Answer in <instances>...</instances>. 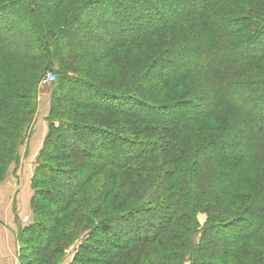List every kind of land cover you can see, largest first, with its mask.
<instances>
[{
	"label": "trees",
	"instance_id": "trees-1",
	"mask_svg": "<svg viewBox=\"0 0 264 264\" xmlns=\"http://www.w3.org/2000/svg\"><path fill=\"white\" fill-rule=\"evenodd\" d=\"M99 1L85 0L72 13L68 11L65 24L50 40V23L43 28L37 26V19L42 16L37 0L7 3V6L15 4L26 8L27 17L22 24L26 25L33 41L31 45H23L11 35L0 36L3 41L18 42L27 52V57L19 58L32 62L24 67L29 72L25 76L18 73V69L12 70L9 61L18 55L15 57L5 51L3 41H0V140L10 153L8 160H4L6 166L18 161L19 146L28 139L37 109L38 91L44 87L46 74L52 73L56 79L54 83L46 84L53 87L47 119L50 129L31 179L34 195L30 207L36 220L25 233L18 230L17 239L25 236L22 244L30 242L32 247L35 246L33 256L39 264H64L68 254H71L68 264H77L80 255L86 256L84 262L87 264H131V255L136 254L139 247L143 250V258L154 257L156 264L173 260L183 264L186 252L166 251L163 255L158 252L165 248L166 242L175 249L177 246L187 249L185 243L182 246L179 243L183 241L185 230L191 231L193 236L198 212L207 217L206 225L215 223L214 216L218 213L225 219L223 222L235 220L237 216L244 217L240 220L242 223L248 219V230L242 229L246 235L231 243L233 246L264 236V113L252 116L249 113L254 110L253 103L250 105L242 96L237 97L238 93L244 91L246 94L250 90L256 101L264 105V43L258 46L252 43L264 33V0H198L196 8L188 9L179 19L173 18V11L155 16L157 4L154 0L111 1L110 16L101 17L97 26L101 28L106 23L114 29L104 38L103 32L89 35L87 40H91V46L96 43V49L77 53L78 57L85 55L91 61L104 60L115 67L123 65V61L131 56L143 63L125 80L126 89H105L98 91L100 95L129 97L140 94L139 88L148 72L166 69L169 75L160 82L159 98L166 94L164 98H168L177 89L175 95L185 100L206 92V86L214 89H210L213 91L210 109L198 118L190 117L187 111H177L173 119L168 112L169 120L162 116V109L153 110L150 106L155 115L138 109L126 114L136 122L124 127L125 133L132 131L130 137L119 129L109 130L105 124L92 126L59 119L56 112L62 104L58 102V96L63 84L98 88L78 70L88 61L79 59L68 65L56 55V45L67 33L65 28L69 26L70 29L80 15ZM135 4L144 5L145 12ZM3 6L0 4L1 8ZM5 27L6 24L0 23V31ZM76 32L78 36L80 28ZM87 44L88 41L81 45L75 42L79 48ZM200 51H204L206 57H198ZM179 52L195 56V64L190 70L179 71L174 59ZM200 77L199 91H189ZM13 80L22 84L20 93L12 87ZM251 119L261 127V133L256 126L251 141H246L244 153H238L228 164L223 166L221 163L211 172L202 165L199 170L205 152L208 154L217 147L212 145L213 140L236 129H247L246 123ZM67 135L74 139L66 142L62 137ZM52 137L59 145L62 143L64 147L60 149L63 150L55 148L58 144L46 148ZM13 140H18L14 154ZM78 140L84 145H75ZM106 140L111 143L104 154L93 152ZM54 163H68L70 167L58 168ZM73 175L76 177L70 178ZM41 186L45 189H40ZM42 207L46 208L45 219L39 223L37 219L42 214ZM163 210L164 215H160ZM117 226L120 235L110 241L101 239L97 246L96 239L106 238ZM204 229L205 234L209 233L208 228ZM211 239L212 234L206 239L202 236L198 249L192 250V260L198 251L208 254L212 248ZM216 245L224 249L218 259H223L222 264H230L232 258L229 255L235 248L224 246V242ZM25 259L24 254L19 255L21 264H27ZM231 262L237 264L238 260L233 258Z\"/></svg>",
	"mask_w": 264,
	"mask_h": 264
},
{
	"label": "rangeland",
	"instance_id": "rangeland-1",
	"mask_svg": "<svg viewBox=\"0 0 264 264\" xmlns=\"http://www.w3.org/2000/svg\"><path fill=\"white\" fill-rule=\"evenodd\" d=\"M12 1L14 0H0V4L4 5V8L0 7V23L6 24V27L0 31V36H5L8 34L12 37H15V39L20 41V43H22L23 45H31L33 38L30 36L29 30L25 27L26 25L22 24L24 21H26L27 17L26 13L24 12L25 7L22 8V6H16L15 4L7 6V3ZM111 1L112 0H100L99 2H97L95 7H92L85 11L82 15H80V18L76 20L77 23L72 24V26L70 25V29H68L69 26L65 28L68 30L67 33L64 37H60V43L56 45V55H60L64 63L68 65H73V63H76V61H78L79 59V61H88L86 66H82L78 70L80 74L88 78V80L91 79L93 81L92 82L90 80L92 84H96L98 86L97 88L95 85L93 87H83L80 85L73 86L63 84V86L59 90L60 94L58 96V102L60 101L62 103L60 105V109L56 111L58 115H60L58 116V118L72 123L76 122L86 125L90 124L92 126H104L105 124V127L109 130L115 132V130L119 129L124 134V127H129L130 125L136 123L125 115L131 113L135 109H138L145 114L155 115V112H153V110L159 108L158 110H163L161 112L163 113L162 116L167 119H169V113L171 114L172 119L176 118L175 115L177 114V111H187L190 117L196 116V118H198V116L200 117L201 115H203L205 111H208L210 109V106L212 105L211 101L213 98V91H211L210 89L213 88L209 87L208 89L206 85H204V87L206 86L207 89L206 92H203L202 94L198 93V95L196 96H189L187 99L185 98V100H181V98L175 95V92H178L176 88L172 89H176V91L171 95H168V98H164L167 95L166 93L164 97L159 98V93L161 91L159 89V85L160 82L163 81L164 77L169 75L168 69L161 70L160 72L153 70L148 72L143 82L141 83V87L139 88V91L141 92L140 94L134 93L133 95L127 97L122 95L106 96L100 95V93H98V91L100 92L105 89L110 91H120L126 89L125 87L127 85L125 84V80L127 78H130L129 74L132 70H135L136 68L139 70V67H142L143 63L141 62L142 60H139L138 63L131 56L130 59H128L127 61L126 59L123 61V63L125 62L123 65L120 64L115 67L112 65V63L104 62V60L93 59V61H91L88 57L86 59L85 55H83L81 58L78 57L77 53H87V51L89 52L90 48L96 49L97 44L95 43L91 46V40H87V37L89 35L95 36L97 33L103 32L104 38L107 35V32L114 29L110 24L107 25L106 23L101 26V28L97 26L100 19L106 16H110ZM154 1H156L157 4V6H155L157 10V14L155 16H158V14L161 12L167 15L168 13H172L173 11L175 12L173 18L176 19H179V17H182L184 14H186L188 9L190 10L196 8V5H198L199 2L198 0H189L186 3H181L182 0ZM83 2H85V0H37L39 12L40 14H42V16H39V18L37 19V23L39 24L37 26L39 28H43V26L47 27V25L50 23L51 29H48L52 32L50 33L51 37L49 38V40L52 37L55 38L54 32L58 31V29H60L62 25L65 24L68 11L69 13H72L73 10L78 8V4L80 5ZM123 2L125 3L128 1L123 0ZM136 6H139L142 12H145L144 5L137 4ZM79 28L80 33L77 36L76 31L79 30ZM117 28L118 27H116L115 29ZM0 41H3V39H0ZM85 41H88L90 45L87 44L82 48H79L75 45V42L80 43V45L85 44ZM252 43L257 44V46L260 43L263 44L264 33L259 36L258 40ZM3 46L4 48H6L5 51H9V53L11 52L12 56L15 55L16 57L18 55L16 59L9 61L10 65L8 66H10L12 70L18 69V73H22L23 76L28 74L29 72H27V69H25L24 67H26V64L28 63L31 64V60L19 58L22 55L27 57V52L24 51V49H22L16 41L13 43L11 40H5L3 41ZM79 50H81L82 52H79ZM199 56L206 57L204 51H200L198 57ZM174 59L176 61V65L179 71L182 72L190 70L192 64L194 65L196 61L195 56H193L192 54L186 56L184 54H181L180 52L174 57ZM34 62L36 65V61ZM42 62L38 63V65L40 66ZM1 67L2 66L0 63V69ZM40 68L42 70V67H39L38 69ZM190 73L192 72L189 71V74ZM69 77L73 76L69 75ZM197 80L194 86L192 85L189 87L190 89L188 88L189 91L191 89H193V92L196 93L199 91L198 86H200L199 82L202 81V78H197ZM21 85L22 84L19 85L18 80L12 81V87L15 88V92L20 93L22 91L20 89ZM52 88L53 87H49L46 84L44 85V87L39 88V94L36 100V108L39 107L42 111L37 112L38 108L36 109V112L33 116L34 118L32 120L33 123L29 130L28 139L22 145L19 146L18 161L10 162L7 165L8 167L6 166L4 160H8V157H10L8 155H10V153L6 152L7 149L5 150V146L1 145V142L3 141L0 140V156L3 157L0 158V232H2L4 238H6V241H4L3 246H10V248H8V251L13 252V255H11V259L13 260V262H16L17 260L19 264H21L19 261V255L21 254H24L26 256L25 261L23 260L25 263L39 264V261H36V257L33 256V254L35 253V248L33 247L35 246L33 245L32 247V244L30 242L22 244V242L26 240V237L22 236V238H19L18 240L17 232L18 230H20L25 233L28 228L34 225L36 220L33 210L30 207V202L34 195L33 190H31V179L33 177L35 168L37 167L36 161L37 157L39 156L38 154L40 150L38 154H36L33 159H31L29 152L24 147L26 145H30L28 143L31 142L32 137H34V142L37 143L38 141V143H42V148L43 143L48 137L47 134L50 128L47 119L49 117V112L51 108L50 104L52 99ZM181 90L184 91L183 89ZM244 93V91L238 93L237 97L241 98L242 96L243 101L248 102L250 105H252L253 103L252 106H254V110H251L252 112L249 114L257 117L258 114L264 113V105L262 102H260L259 104L258 101H256V96L254 95V93L250 90L246 94ZM149 106L152 107L153 110H151ZM28 110L27 112H29ZM246 124L247 129H236L233 133H227L222 137H219V139L213 140L214 143L212 145H216L217 147L211 149L208 154L207 151L205 152L201 159L202 164L198 165L199 170L201 169L202 165L205 166L206 169L209 170V172H211L213 169H216L217 166H220L221 163L223 164V166L224 164H226V162L228 164V161H232L234 158H236V155L238 153H244L245 148H247L246 141H251L252 132H254L256 126L258 127V125H256L252 119L248 120ZM139 128L142 129L141 126H139ZM260 128L261 127H258L256 129L259 130L261 133ZM126 134L128 135L127 137H130L132 136V131L125 133V135ZM67 136L68 137H62L63 139H66V142L74 139V136ZM55 137H52L48 141L46 148H51L54 144H58L57 142H55ZM40 139L41 142H39ZM91 140L93 141V137L91 138ZM205 140L206 138L201 142L203 143ZM14 141L15 140H13L12 142L13 154L14 146L17 144L18 140H16L15 142ZM82 143L83 142H79L78 140L77 142H75V145H84V143ZM110 143L111 142L109 140H106L101 148H94L95 150L93 152L104 154V152L108 150ZM196 145L197 144H195V146ZM61 146L64 147L61 143L60 145H56L55 148L61 151L63 150L62 148L60 149ZM53 165L58 168L70 167L68 163H62L61 165L54 163ZM75 177L76 175H73L70 178ZM40 189L45 188L44 186H41ZM42 198L43 196H41L39 200L41 201ZM41 211L42 214H40L37 219L39 223H42L41 220L45 219L43 213L44 211H46V208L42 207ZM164 213L165 212L163 210L160 212V215H164ZM195 215L197 227H195V230H193V236L191 234V231H187L184 229L186 233L184 234L185 236L183 238V241L179 240V242H182H178L181 246L182 243L183 245L185 243L187 249H184L183 247L181 248L179 246H177L178 249H175L169 245V242H166L164 243L163 247L167 249L160 248L158 254L160 253V251V254L162 255L166 251L170 253L179 252L181 254H183V252H186L187 256L185 257V262H183V264H222L223 259L219 260L218 258L222 255L224 249L221 247L219 248L216 243H219L221 245L224 242V246L231 248L233 246L231 245V243H235L237 241L236 239L246 235L243 234L242 229L246 228L245 231L248 230V222H246V220L248 221V219H244L243 221L245 223H242V221L240 220L244 217L237 216L235 217V220H228L226 222H223L222 220L225 219L221 217V215L218 213L216 216H214L216 222L211 223V225H206L207 217L204 214L198 212ZM206 228H208L207 230L209 232L207 234H205L203 231V229L206 230ZM118 229V226L114 228V230L110 234H107L106 238H97V246H100V241H102L101 239H106L107 241H110L117 235H120L121 231ZM208 234L213 235V239L209 240L210 246L212 248L208 252V254L200 251L194 253V260L196 261L194 262V260L191 259L192 250L198 249L199 245L201 244L202 236L206 239ZM76 245L77 242L75 243V246ZM92 245L95 246L94 243ZM92 245H90L91 249L94 248L92 247ZM101 246L103 248L104 245ZM233 247L235 248V250L233 249L234 251L231 252L229 257L231 256L232 259L234 258L235 260H238L237 264H264V236L256 237L238 247L237 245ZM96 248L98 249V247ZM146 250L150 249L146 248ZM240 252H242V254ZM141 253L143 254V250L139 247L136 251V254H130L132 256V259H130V263L156 264L154 257H150V259L143 258L144 254L142 255ZM148 254L149 252L146 253V255ZM67 256L65 257V260L63 262L64 264H68V262H70L71 258L69 257L71 256V254H68ZM85 257L86 256L80 255L77 264H87L84 262ZM55 259L58 261L59 257L56 256ZM231 260L228 263L232 264ZM179 262L173 260L167 262L166 264H179Z\"/></svg>",
	"mask_w": 264,
	"mask_h": 264
},
{
	"label": "crops",
	"instance_id": "crops-1",
	"mask_svg": "<svg viewBox=\"0 0 264 264\" xmlns=\"http://www.w3.org/2000/svg\"><path fill=\"white\" fill-rule=\"evenodd\" d=\"M38 106H39V103H38ZM37 108H38L37 112L42 111V110H40L39 107H37ZM39 142H41V139L39 140ZM28 144H30V145H26L24 148L29 152L31 159H33V157L36 154H38L42 143H38V141H37V143H35L34 137H32L31 142H29ZM4 241H6V238H4L2 232H0V264H19L17 260H16V262H13V260L11 259V255H13V252L8 251V248H10V246H8V247L3 246Z\"/></svg>",
	"mask_w": 264,
	"mask_h": 264
},
{
	"label": "built area",
	"instance_id": "built-area-1",
	"mask_svg": "<svg viewBox=\"0 0 264 264\" xmlns=\"http://www.w3.org/2000/svg\"><path fill=\"white\" fill-rule=\"evenodd\" d=\"M55 77L52 73H47L45 76V81L43 82V84H51L55 82Z\"/></svg>",
	"mask_w": 264,
	"mask_h": 264
}]
</instances>
